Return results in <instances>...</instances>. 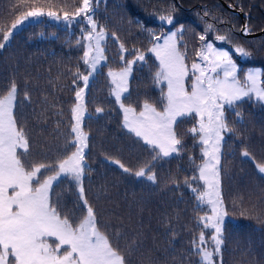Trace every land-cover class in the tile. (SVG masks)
<instances>
[{"label":"trees","instance_id":"1","mask_svg":"<svg viewBox=\"0 0 264 264\" xmlns=\"http://www.w3.org/2000/svg\"><path fill=\"white\" fill-rule=\"evenodd\" d=\"M223 2L249 17L232 13ZM81 5L82 0H0V43L26 11L43 8L73 15ZM91 8L96 30L102 29L108 36L106 62L89 82L83 103L82 126L88 145L83 196L77 183L63 176L53 184L51 202L75 226L86 215V199L99 230L125 257L126 264H205L202 249L214 251L211 237L215 230L201 221V217L213 215L210 204L192 191L207 190L203 180L192 179L199 176V167L207 159L200 134L190 132L197 126V116L180 118L174 126L182 142L180 151L154 160L153 149L125 127L109 72L136 61L131 64L123 103L137 112L145 102L163 111L166 86L155 78L160 63L150 49L169 29L160 17L171 16L172 26L182 29L177 46L189 72L188 89L190 65L204 41L230 53L239 64L241 84L248 67L260 68L264 80V35L242 34L245 25L250 32L264 29V0H91ZM89 31L91 25L83 17L67 24L41 20L13 33L0 48V97L15 83L14 116L29 141L30 155L21 157L26 168L39 162L55 166L75 151L70 144L75 139L73 109L76 92L84 87L80 76L89 73L84 61ZM218 36L225 39L218 40ZM238 48L248 55H241ZM140 53L143 61L137 60ZM225 117L229 131L224 133L218 170L226 215L223 244L212 259L214 264H264V173L258 167L264 165V103L253 95L245 97L227 106ZM148 167L155 173V182L135 176L140 168ZM48 242L55 247L56 238L50 237Z\"/></svg>","mask_w":264,"mask_h":264},{"label":"snow or ice","instance_id":"2","mask_svg":"<svg viewBox=\"0 0 264 264\" xmlns=\"http://www.w3.org/2000/svg\"><path fill=\"white\" fill-rule=\"evenodd\" d=\"M91 11V0H82V5L73 15L68 12L63 15L65 21L83 15L91 25V31L85 37L89 41L88 51L84 53V61L91 68L89 75L96 71L97 64L104 59L101 41L105 39L102 29L96 31V22L89 15ZM43 16L61 18L55 11L45 12L43 8H33L26 11L11 27L16 29L30 17ZM160 18L172 23L171 16ZM211 27L209 25L208 30ZM12 35V31L5 32L3 41L6 43ZM176 35V32L171 33L163 45L157 43L150 49L160 63V70L155 74L157 82L167 81L168 91L161 101L163 111H158L147 102L138 114L135 108L124 107L122 103L121 107L125 113V126L153 149L154 160L170 157L180 151L182 142L174 128L178 118L192 116L193 113L199 116L198 126L190 129V132L200 134V141L206 146L203 155L208 159L199 167V176L192 179L203 180L207 190L198 192L193 188L192 191L197 193L199 200L212 206L213 215L201 217V221L205 227L215 230V235L211 237L215 249H202V260L205 264H214L213 255L219 253L223 244L222 224L226 215L219 191L217 167L223 133L229 131L224 107L233 106L236 101L252 95L264 101V80L261 79L262 73L259 70L249 71L246 81L241 84L236 75V64L229 52L217 50L212 43H206L199 55L202 60L207 61V66L201 67L195 63L192 65L199 75L195 76L189 92L184 85L188 70L184 64V54L177 49ZM200 39L204 40L205 37L201 36ZM216 39L223 41L225 37L218 36ZM5 43H0V48H4ZM120 47L123 51L124 46L121 44ZM236 51L241 55H248L242 48ZM144 59L143 53L137 56L139 61ZM135 62H129L121 72H109L116 85L115 96L118 101L121 93L127 91V77L131 72V64ZM218 70L222 71V76ZM80 78L84 81V88H87L89 76L81 74ZM83 91L82 88L76 92L80 102L73 109L75 124L71 132L75 134V139L70 144L75 151L58 160L55 166L39 162L25 167L21 157L26 159L30 155L29 141L23 129L17 127L14 116L17 100L15 83L6 95L0 97V264H126L125 257L99 230L95 212L88 206L86 199L83 200L86 215L75 226L66 216L62 217L51 202L53 184L62 176L71 177L77 183L81 197L83 196L82 181L86 167L84 150L88 147L87 135L81 128L85 111ZM18 149L23 151L18 154ZM243 155L247 157L249 153L244 152ZM116 163L119 164V161ZM119 166L125 172L129 171L123 164ZM258 167L264 172V165ZM49 172L54 174L48 175ZM135 176H146L153 182L156 180L151 167L140 168ZM50 237L56 238L55 247L48 242ZM199 241L201 244L205 243L203 233Z\"/></svg>","mask_w":264,"mask_h":264},{"label":"rangeland","instance_id":"3","mask_svg":"<svg viewBox=\"0 0 264 264\" xmlns=\"http://www.w3.org/2000/svg\"><path fill=\"white\" fill-rule=\"evenodd\" d=\"M45 12H47V10H44ZM61 18L60 19H55V18H52V17H48V16H43V17H39V18H28L26 21H24V23L23 24H21V25H18L17 26V28L16 29H12V27H11V29L9 30V31H12L13 33H15V32H17V31H19V30H21L22 28H24L25 26H27L28 24H30V23H35V22H38V21H41V20H50V21H53V22H56V23H58V24H67L68 22H73V21H76V20H80V19H82V17L84 18V19H86V17H84L83 15H81V16H75L71 21H65L64 19H63V15H59ZM87 20V19H86ZM160 20V22L162 23V24H164V26H166V27H168L169 29L165 32V34H163V35H161V36H159V37H157V38H159V39H157L156 38V40H155V42L153 43V45L151 46V48L155 45V44H157V43H159V44H161V45H163V43H164V40L169 36V35H171V33H173V32H176L177 33V35H176V37H175V40H176V46H177V44H178V38H179V36H180V34L182 33L181 32V29H179V28H176L177 26H175V27H173L172 26V23L171 24H169L167 21H165V20H162V19H159ZM173 20V19H172ZM96 31H100V30H96ZM104 31V30H103ZM104 33H105V39L104 40H102L101 41V47L103 48V57H104V59H102L98 64H97V68H96V71L95 72H92V74L91 75H89V73L91 72V68H90V66H89V73L87 74L88 76H89V80H88V84H89V82L91 81V79L95 76V74L101 69V66L103 65V64H105V62H106V56H105V53H104V50H105V41H106V38H107V33H106V31H104ZM10 39V38H9ZM9 41V40H8ZM7 41V42H8ZM6 42V43H7ZM5 43V42H4ZM88 43H89V41H87V45H88ZM93 44L95 43V41H93L92 42ZM206 43H212L213 44V47L215 48V49H217V50H224V51H227L225 48H223V46H219V45H217V44H215V43H213L212 41H204V43H203V45H202V47H201V49H199V52L198 53H200L201 52V50L203 49V46L206 44ZM177 49H178V46H177ZM179 50V49H178ZM95 53H93V55H94ZM230 54V53H229ZM153 55L155 56V54L153 53ZM231 56V55H230ZM156 57V56H155ZM157 58V57H156ZM231 58H232V56H231ZM157 60L159 61V59L157 58ZM232 60L234 61V63L236 64V67H237V73H236V75H237V78L240 80V78H239V72H240V70H239V64L235 61V59H233L232 58ZM199 64L201 67H206L207 66V61H204V60H202L201 59V57H200V55L198 54V58H197V60L195 61V62H193L191 65H190V73L192 74V80H191V84H190V88L188 89V87H187V77H188V75H189V72L187 71V75H186V77H185V79H184V85H185V88H186V90H188L189 92L191 91V86H192V84L195 82V76L196 75H199V72L197 71V70H195V69H193L192 68V65L193 64ZM184 64L186 65V63H185V61H184ZM186 68H187V65H186ZM125 68H123V69H120V70H118V71H116V70H113V71H110V72H121V71H123ZM131 70H132V68H131ZM255 70H259L260 72H261V69L260 68H258V67H248V68H246L245 69V71H244V75H245V78L244 79H246L247 78V73L249 72V71H255ZM218 72H219V74L222 76L223 75V73H222V71H220V70H218ZM195 73V74H194ZM213 75H215V74H213ZM130 76H131V72H130V74L128 75V77H127V89H128V81H129V78H130ZM110 79H111V81H112V77H110ZM241 81V80H240ZM163 84V85H165L166 86V94H167V91H168V88H167V81H160V84ZM84 86V85H83ZM114 97H115V99H116V96H115V89H116V85L114 84ZM83 89H84V91H83V103H84V100H85V93H86V88H84L83 87ZM127 92V91H126ZM126 92H122L121 93V97H120V100L118 101L117 99H116V101H117V103H118V105H119V107L121 108V110H122V113H123V117L125 116V113H124V110H123V108L121 107V103L124 105V107H129V106H126L124 103H123V97H124V95L126 94ZM253 96H255V95H253ZM245 98V97H244ZM261 101V100H260ZM80 101H78L77 100V103H79ZM261 102H263L264 103V101H261ZM227 106H229V105H225V107H224V114H225V108L227 107ZM85 109V108H84ZM142 110H143V108H142ZM141 110V111H142ZM137 112V111H136ZM139 112H137V114H138ZM85 114H86V112L84 111V114H83V118H82V123H81V128H82V130H83V119H84V117H85ZM193 115H196L197 116V126H198V121H199V116L197 115V114H195V113H193ZM180 118H178V120H179ZM177 120V121H178ZM125 125V124H124ZM126 127V126H125ZM127 128V127H126ZM129 131H130V129L129 128H127ZM83 132H84V130H83ZM85 133V132H84ZM133 133V132H132ZM134 134V133H133ZM223 137H224V133H223ZM139 138V137H138ZM141 139V138H140ZM142 140V139H141ZM222 142H223V140L221 141V145H222ZM206 147V146H205ZM86 151H87V148L84 150V155H85V153H86ZM220 153H221V147H220V152H219V160H220ZM173 154H175V153H173ZM207 159H208V157H207ZM206 159V160H207ZM205 163V162H204ZM203 163V164H204ZM218 167V166H217ZM264 173V172H263ZM63 177V176H62ZM11 189L9 190V193L11 194ZM219 191H220V189H219ZM211 206V205H210ZM211 208H212V206H211ZM53 238H55V237H53Z\"/></svg>","mask_w":264,"mask_h":264},{"label":"water","instance_id":"4","mask_svg":"<svg viewBox=\"0 0 264 264\" xmlns=\"http://www.w3.org/2000/svg\"><path fill=\"white\" fill-rule=\"evenodd\" d=\"M224 4L232 13L237 14L241 17H245V16L247 18L249 17V14L244 13L242 10H237L234 6H231V5L226 4V3H224ZM242 34L246 37H256V36L264 35V29H262L261 31H258V32H249L247 30V27L244 26L242 28Z\"/></svg>","mask_w":264,"mask_h":264}]
</instances>
